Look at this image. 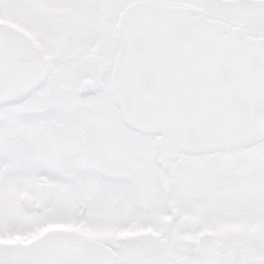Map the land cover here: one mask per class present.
Masks as SVG:
<instances>
[{"label":"snow or ice","instance_id":"6c2138e0","mask_svg":"<svg viewBox=\"0 0 264 264\" xmlns=\"http://www.w3.org/2000/svg\"><path fill=\"white\" fill-rule=\"evenodd\" d=\"M0 264H264V0H0Z\"/></svg>","mask_w":264,"mask_h":264}]
</instances>
